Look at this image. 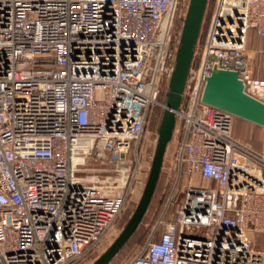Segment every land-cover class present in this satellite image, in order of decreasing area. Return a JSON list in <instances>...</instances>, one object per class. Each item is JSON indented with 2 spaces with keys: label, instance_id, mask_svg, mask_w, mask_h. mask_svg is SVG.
Here are the masks:
<instances>
[{
  "label": "built area",
  "instance_id": "built-area-1",
  "mask_svg": "<svg viewBox=\"0 0 264 264\" xmlns=\"http://www.w3.org/2000/svg\"><path fill=\"white\" fill-rule=\"evenodd\" d=\"M188 5L0 0V264H75L111 229L165 108ZM200 32L175 111L170 203L182 198L129 264H264V140L242 143L235 118L201 101L215 67L264 103V0H208ZM88 160L130 174L80 176Z\"/></svg>",
  "mask_w": 264,
  "mask_h": 264
},
{
  "label": "water",
  "instance_id": "water-1",
  "mask_svg": "<svg viewBox=\"0 0 264 264\" xmlns=\"http://www.w3.org/2000/svg\"><path fill=\"white\" fill-rule=\"evenodd\" d=\"M207 1L189 0L175 56L174 70L168 83V91L165 94V108L158 127L157 141L138 205L120 235L93 264L109 263L133 235L151 201L161 172L165 151L173 135L176 123L175 111L181 103ZM201 101L231 114L236 119L247 121L264 129V103L244 92L243 84L234 71L220 70L214 67L210 76L205 79Z\"/></svg>",
  "mask_w": 264,
  "mask_h": 264
},
{
  "label": "rangeland",
  "instance_id": "rangeland-1",
  "mask_svg": "<svg viewBox=\"0 0 264 264\" xmlns=\"http://www.w3.org/2000/svg\"><path fill=\"white\" fill-rule=\"evenodd\" d=\"M185 18V17H184ZM184 18H181L176 25V31H180L183 26ZM201 31V30H200ZM201 35V32L199 36ZM199 39V38H198ZM248 48L253 50H260L263 46L262 38H260L254 30H251L248 34ZM168 91V87L164 89V94L162 96V102L166 99L165 94ZM158 113L156 117L158 118V122L155 128H152L155 132H151L149 130L148 133L145 134L144 139L142 141L140 149L137 151L138 158V166L136 169L135 177L130 185L129 195L126 200V203L116 219L115 223L111 227V229L107 232V234L100 240V242L83 258L77 261L75 264H93L115 241V239L120 235L125 225L129 221L130 217L134 213L138 202L141 198L147 176L149 173L157 136H158V127L161 119V115L163 109L158 108ZM234 130V125H233ZM240 133H244L242 129L238 128ZM153 133V134H152ZM177 134L172 135L171 141L167 145L163 164L161 168V172L159 175V179L151 198V201L147 207V210L134 231L133 235L130 239L125 243V245L117 252V254L109 261L108 264H129L130 261L140 253L144 245L152 238L156 239L155 232L157 228L161 231L163 228V224L169 222L173 214L175 212L177 204L180 202L182 198V193L179 192L175 195L174 202L170 203V197L174 190L176 183V176L174 172V158L176 152V143H177ZM118 169L120 172H101L99 174L102 177H112V179L117 182L123 181L122 176L126 174H130L126 172L128 169L127 165L123 166H112V165H101L94 160H88L85 165V172L80 173V176H91V169ZM135 169V164L131 166V172ZM131 179L128 180V183ZM120 184V183H119ZM167 213V218L165 215ZM258 243H261L259 241ZM260 245V244H258Z\"/></svg>",
  "mask_w": 264,
  "mask_h": 264
},
{
  "label": "trees",
  "instance_id": "trees-1",
  "mask_svg": "<svg viewBox=\"0 0 264 264\" xmlns=\"http://www.w3.org/2000/svg\"><path fill=\"white\" fill-rule=\"evenodd\" d=\"M258 77L264 78V57H262V61H261V69L258 72ZM162 96L161 95L159 97V100L162 101ZM163 102H165V100H163ZM158 108L154 109V115L151 119V127L155 128L158 122V118L156 117V114H160L158 113ZM235 123H234V130H233V135L236 139H238L239 141H241L242 143L247 144L248 146H250L251 148L255 149V150H259L258 149V145L260 144L259 142V134L261 131V127L257 126L255 124L249 123L247 121L241 120V119H234ZM238 128L242 129L244 133H240L238 131ZM176 211V209H175ZM175 214V212H174ZM173 214V215H174ZM165 218H167V213L165 215ZM160 230L159 228H157L155 235H156V239L158 238V234H159ZM152 239V238H151ZM154 239V240H156ZM153 240V239H152Z\"/></svg>",
  "mask_w": 264,
  "mask_h": 264
},
{
  "label": "crops",
  "instance_id": "crops-1",
  "mask_svg": "<svg viewBox=\"0 0 264 264\" xmlns=\"http://www.w3.org/2000/svg\"><path fill=\"white\" fill-rule=\"evenodd\" d=\"M234 123H235V120H234ZM263 140H264V129L261 128V131H260V134H259V142H260V144L258 145L259 146L258 149L261 148V144H262Z\"/></svg>",
  "mask_w": 264,
  "mask_h": 264
}]
</instances>
